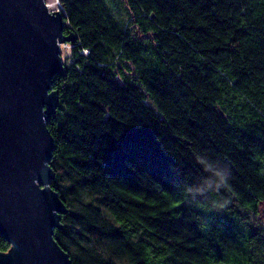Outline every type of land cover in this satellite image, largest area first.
I'll list each match as a JSON object with an SVG mask.
<instances>
[{"label":"trees","instance_id":"obj_1","mask_svg":"<svg viewBox=\"0 0 264 264\" xmlns=\"http://www.w3.org/2000/svg\"><path fill=\"white\" fill-rule=\"evenodd\" d=\"M59 3L46 126L72 264H264V0Z\"/></svg>","mask_w":264,"mask_h":264},{"label":"water","instance_id":"obj_2","mask_svg":"<svg viewBox=\"0 0 264 264\" xmlns=\"http://www.w3.org/2000/svg\"><path fill=\"white\" fill-rule=\"evenodd\" d=\"M61 12L44 0H0V235L11 245L0 264H72L53 237L66 212L50 183L54 141L46 118L64 75Z\"/></svg>","mask_w":264,"mask_h":264},{"label":"rangeland","instance_id":"obj_3","mask_svg":"<svg viewBox=\"0 0 264 264\" xmlns=\"http://www.w3.org/2000/svg\"><path fill=\"white\" fill-rule=\"evenodd\" d=\"M45 3L48 6V10L52 13L53 11H59L61 12V6L59 3V0H44ZM69 52H70V45L66 43H61L60 44V55L62 57V60H66L69 57ZM259 219L262 221L264 224V208L260 210L259 213Z\"/></svg>","mask_w":264,"mask_h":264}]
</instances>
